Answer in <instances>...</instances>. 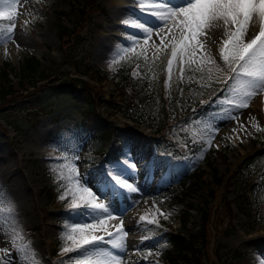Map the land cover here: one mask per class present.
<instances>
[{"label": "rangeland", "instance_id": "obj_1", "mask_svg": "<svg viewBox=\"0 0 264 264\" xmlns=\"http://www.w3.org/2000/svg\"><path fill=\"white\" fill-rule=\"evenodd\" d=\"M99 2L103 9L92 10L78 30L83 38V44L78 50L80 55L87 52V62L103 69L109 77L97 81L86 74L81 76L89 80L97 92L107 97L116 93L111 75L117 66L128 63L134 57H142L147 61L145 76L149 96L135 105L141 121L135 122L113 112L106 116L102 124L91 129L78 127L77 124L86 112L87 98L77 88L70 91L68 87L58 86L57 83L63 77L59 73H52V80L46 81L43 89L33 92L25 90L14 101L0 105V193H3V199H0V221H5L7 226V235L0 241V249L7 248L17 264H24L12 242L13 225L18 222L22 228L23 241L30 242L38 264H73L70 257H77L78 253L60 254L61 234L66 230V225L79 222L82 218L74 216L68 205L56 207L43 191L44 185L55 177V172L67 175L66 169L58 167L63 160L57 159L65 154L78 155V172L82 178L86 177L88 186L103 183L107 178L106 174L111 172L115 175L113 169L124 167L125 162L135 164V171L128 178L139 187L140 194H133V198L139 203L123 216L124 226L129 230V255L125 257V264H161L162 250L165 247H152L154 255L149 256L147 261L131 255L134 248H144L140 243L144 235L151 234L155 237L154 241H146V244L166 243L168 247L170 243L166 237L169 233L181 231L187 236L196 229L199 222L196 205L201 200L208 199L209 195L204 184L186 197L181 194L192 180V171L205 168L206 178L211 180V167H215L219 173L230 167L234 173L228 186V194L233 195L239 168L246 164L247 168L244 167L248 180H255L254 198L250 195L249 203L234 204L230 218L225 216V209L219 206L217 212L220 224L211 231L207 253L210 258H214L229 251L225 259L226 254L222 255L220 264H264V132H256L248 126L252 134L247 135L236 121L221 119L224 114L216 101L218 97L225 96V92L220 89L227 88V85L213 82L211 87H204L202 85H207L209 81L206 76L201 79L200 72L183 73V81L196 86L194 89L183 88L181 98L177 97L181 73L179 67L174 66L171 81H168L167 60L171 49L157 53L154 44L159 45L160 39L155 35L146 48L142 47L139 30L122 23L131 17L148 19L139 11L137 2ZM2 3L3 0H0V4ZM71 3L72 0H20L14 39L6 47L0 44V67L4 61H8L13 66V71L18 72L24 54L39 57L41 66H53L62 62L64 51L70 42L59 39L57 15L61 11L67 12L63 22L72 26L67 19L71 17L68 13ZM129 4L132 6L129 7ZM9 23L0 21L5 27ZM129 35L140 39L141 45L127 53L124 59L112 63L123 48L131 46ZM207 44L213 53L212 36ZM217 62L222 65L218 57ZM69 73L77 75L73 69ZM11 75L13 76L12 73ZM207 90H212L209 92L211 95L204 99L213 100L212 104L218 107L186 125L180 111L191 103L198 92L205 93ZM260 100L264 115L262 93L252 100L249 108L240 110V123L247 121L248 115L254 112L253 108ZM260 111L257 110L254 116L264 126ZM35 116L39 119L31 124ZM122 120L130 127H136L147 134L161 128L157 148L153 141L146 143L136 137L123 136L119 142H114L112 137L101 135L104 126L108 128L115 121L123 123ZM209 125L219 131L212 147L205 150V141L211 134ZM56 128L62 134L58 135ZM209 161L210 166L207 165ZM64 182L62 180V184ZM68 199L70 201L71 197ZM154 201L163 212L171 213L167 220L159 217V229L153 225L138 223L141 215L155 212ZM9 202L14 205V213L9 209ZM187 204L194 207L190 208L187 221L182 225ZM149 229L152 230L151 233ZM20 243L22 241L18 240V246ZM157 251L159 255H155ZM3 256L0 253V257ZM27 264H32L30 255Z\"/></svg>", "mask_w": 264, "mask_h": 264}, {"label": "snow or ice", "instance_id": "obj_2", "mask_svg": "<svg viewBox=\"0 0 264 264\" xmlns=\"http://www.w3.org/2000/svg\"><path fill=\"white\" fill-rule=\"evenodd\" d=\"M19 3L20 0H3L0 4V21L10 22L6 27L0 24V44L5 47L14 39ZM137 6L148 19L131 17L122 23L139 30L142 45L140 39L129 35L131 46L123 48L112 63L124 59L137 45L146 48L155 35L160 39L159 45L154 44L157 53L171 49L167 60L168 81H171L174 66H178L181 78L185 67L200 72L201 79L206 76L209 83L202 85L204 87H211L213 82L227 85V88L220 89L225 96L218 97L216 101L224 114L220 118L236 121L247 135L252 134L248 130L249 125L256 132H264V126L255 116H250L247 125L240 123V110L249 108L252 100L264 93V0H137ZM217 30L222 32V37L217 54L213 55L207 41ZM217 57L222 65L217 62ZM208 127L211 134L205 141V150L212 147L219 131L211 125ZM233 131L236 132V129ZM216 147L219 148V145ZM57 159L63 160L58 167L67 170L66 176L53 170L58 184L60 180L65 181L60 184L63 192L59 198L65 200L71 197L68 203L70 212L82 218L79 222L66 225L61 234L60 254L78 253L77 257H70L73 264H125V257L129 255V230L124 226L123 216L139 203L133 194H140L139 187L128 178L135 171V164L125 162L124 167L113 169L115 175L111 172L106 174L103 183L88 186L86 177L82 178L78 172V155L65 154ZM0 199H3V193H0ZM8 206L14 213V205L9 202ZM153 208L155 212L141 215L138 223L159 229V217L167 220L171 213L163 212L155 201ZM12 218L15 220V215ZM13 228V248L18 257L27 264L30 255L32 264H38L30 242L23 241L18 222ZM148 231L151 233L152 230ZM18 240L22 241L19 246ZM154 240V235H144L140 240L144 248H134L131 255L147 261L149 256L154 255L152 247H167L166 243H145ZM0 253L4 254L0 257V264H17L7 248L0 249Z\"/></svg>", "mask_w": 264, "mask_h": 264}, {"label": "trees", "instance_id": "obj_3", "mask_svg": "<svg viewBox=\"0 0 264 264\" xmlns=\"http://www.w3.org/2000/svg\"><path fill=\"white\" fill-rule=\"evenodd\" d=\"M70 8L71 10L68 13L71 14V17L67 19L72 23V26L63 22V17H66L65 13L67 12L61 11L57 15L59 18L57 25L59 39L60 41L65 40L66 42H70L64 51L63 61L55 63L53 66H41L39 57L34 54H24L19 63L18 72L13 71V66L8 61H4L0 67V105L14 101L25 90L33 92L43 89L46 81L52 80L50 79L52 78L50 75L52 73H59L63 77L60 79V83H57L58 86L68 87L70 91H74L77 88L78 92H83L82 94L87 98L88 105L86 112L77 124L78 127L91 129L94 126L102 124L106 116L113 112H119L124 117L130 118L135 122H140L141 118L137 114L135 105L145 101L149 96V88L145 76L147 61L137 56L132 58L128 63L120 64L111 75L116 85V93H111L107 97L97 92L90 81L84 77L70 75L69 72L73 69L74 72L89 75L97 81L109 77L103 69L87 62V52L80 55V51L78 50V47L83 44V38L78 33L79 28L89 18L91 11L103 9L102 5L99 0H72ZM191 71L193 70L185 67L184 74ZM134 72L135 75H133ZM194 86H196L194 83L184 82L182 77L178 84L179 88L176 96L181 98L183 88L194 89ZM211 91L207 90L205 93L202 91L198 92L191 99V103L187 104L185 109L180 111L179 114L182 115L184 122H190L201 117L213 108L210 100L204 101V98ZM116 97L121 102H118ZM38 119L35 116L31 124H35ZM122 122L115 121L108 128L104 126L101 135L112 137L115 142H119L123 136L136 137L145 141L155 138L156 146L159 145L161 128H157L155 131L151 130L147 134L136 127H130L124 120ZM56 129L58 135L62 134L59 128ZM207 165L210 166L211 161L207 162ZM244 166L247 168L246 164ZM244 166H240L239 168L240 172L238 177H236L237 184L233 195L228 194V186L234 173V170L230 167V173L228 172L229 168L219 173L215 167H211L213 170L211 180L206 178L207 171L205 168H197L192 171V180L189 182L187 189L181 192V194L186 197L187 194L194 193L200 188L201 184H204L209 198L201 200L196 205L199 213V222L194 231L190 232L187 236L183 235L181 231H176L169 233L166 237L170 246L162 250L161 264H220L222 255L226 254L224 259L227 257L229 251L210 258L207 253L208 245L210 243L211 231L220 224L219 212H217L219 206L225 209V216L230 218L234 204L239 205L240 203L245 204L250 202L246 191L255 192V189H253L255 183L248 180V174ZM60 184H62V180L58 184L57 179L54 177L52 181L43 187V191L56 207H63L69 202L68 198L65 200L59 198L63 192ZM191 207L194 206L192 204L185 205L181 221L182 225H185Z\"/></svg>", "mask_w": 264, "mask_h": 264}, {"label": "bare ground", "instance_id": "obj_4", "mask_svg": "<svg viewBox=\"0 0 264 264\" xmlns=\"http://www.w3.org/2000/svg\"><path fill=\"white\" fill-rule=\"evenodd\" d=\"M117 2H127V3H130V2H132V3H135V1L137 2V0H116ZM136 4V3H135ZM132 5L131 4H129V7H131ZM211 36H212V38H213V50H214V52H213V55H216L217 54V49H218V45H219V41H220V39H221V37H222V32L221 31H219V30H217V31H214L212 34H211ZM257 106H258V108H257ZM257 106L255 105V107L253 108L254 109V112L253 113H250L248 116V119H247V121H244L243 123L245 124V125H247L248 124V120H249V118H250V116H254L255 114H256V112H257V110L258 111H260L259 113H260V115L261 116H263V118H264V115L262 114V106H263V103H262V101L260 100V101H258L257 102ZM259 107H260V109H259ZM250 126V125H249ZM6 235H7V226H6V222L5 221H0V241H3V238L4 237H6Z\"/></svg>", "mask_w": 264, "mask_h": 264}]
</instances>
